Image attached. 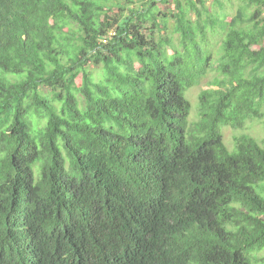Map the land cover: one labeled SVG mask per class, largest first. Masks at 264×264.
Instances as JSON below:
<instances>
[{"label": "trees", "instance_id": "1", "mask_svg": "<svg viewBox=\"0 0 264 264\" xmlns=\"http://www.w3.org/2000/svg\"><path fill=\"white\" fill-rule=\"evenodd\" d=\"M206 1L0 0V264H264V0Z\"/></svg>", "mask_w": 264, "mask_h": 264}, {"label": "rangeland", "instance_id": "2", "mask_svg": "<svg viewBox=\"0 0 264 264\" xmlns=\"http://www.w3.org/2000/svg\"><path fill=\"white\" fill-rule=\"evenodd\" d=\"M223 3V8L225 13H227L228 15L232 16L235 14L236 11V4L239 3V1H237L235 3V0H232V3H230L228 0H221ZM206 6L210 9V10H214L216 12H218V8L217 6L213 5V0H207L206 1ZM162 7L161 9L163 10ZM171 34V32H170ZM176 35L173 36V41L175 44H177V39H176ZM209 40L211 43H214V41H216V39L212 38L211 35L208 36ZM214 49H216V47H214ZM92 70V69H91ZM95 76V80L98 81L99 78L101 77V70L100 67L93 69L92 70ZM80 77H78L76 79V82L79 83L80 82ZM213 78V74H209L206 78H204L199 85L194 86L192 88H190L187 92H186V98L189 100L190 104H191V111H190V115H189V122H194L197 120V105H198V97L199 94L202 90H206L208 88V83L210 81H212ZM241 135H247L251 138H253L254 140H256L262 147H264V144L262 143V141L264 140V127L262 125V123L260 121H248L243 129H237V128H232V127H223L222 128V136H223V142L225 144V146L228 148V150H232L234 147V139L241 136Z\"/></svg>", "mask_w": 264, "mask_h": 264}, {"label": "clouds", "instance_id": "3", "mask_svg": "<svg viewBox=\"0 0 264 264\" xmlns=\"http://www.w3.org/2000/svg\"><path fill=\"white\" fill-rule=\"evenodd\" d=\"M173 226L172 239L175 243V246L168 248L165 245H160V250L157 254L147 253L142 264H150L152 260L156 257L159 258V264H179L178 259L183 257L184 250H191L192 246H188L190 239L186 234H179L178 230L174 228V224L170 223Z\"/></svg>", "mask_w": 264, "mask_h": 264}, {"label": "built area", "instance_id": "4", "mask_svg": "<svg viewBox=\"0 0 264 264\" xmlns=\"http://www.w3.org/2000/svg\"><path fill=\"white\" fill-rule=\"evenodd\" d=\"M109 35H113V33H109ZM102 44H106L108 42V37H103L101 40Z\"/></svg>", "mask_w": 264, "mask_h": 264}]
</instances>
